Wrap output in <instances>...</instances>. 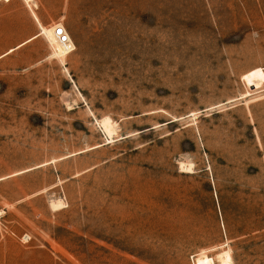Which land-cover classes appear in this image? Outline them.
Listing matches in <instances>:
<instances>
[{
  "label": "rangeland",
  "instance_id": "rangeland-1",
  "mask_svg": "<svg viewBox=\"0 0 264 264\" xmlns=\"http://www.w3.org/2000/svg\"><path fill=\"white\" fill-rule=\"evenodd\" d=\"M227 250L264 264V0H0V264Z\"/></svg>",
  "mask_w": 264,
  "mask_h": 264
},
{
  "label": "bare ground",
  "instance_id": "bare-ground-1",
  "mask_svg": "<svg viewBox=\"0 0 264 264\" xmlns=\"http://www.w3.org/2000/svg\"><path fill=\"white\" fill-rule=\"evenodd\" d=\"M5 1H11V0H5ZM25 1H26V3L30 4V2L33 0H25ZM34 17L37 20L41 31L33 39L38 38L40 36H45L53 48L54 56L59 58L60 61L63 64H65L68 54L72 53L75 50V45H74L73 41L71 40V38L66 44H62L59 42V39L56 36V30H57V28H59V27L63 28L64 26L62 24H60V25H56V26H52L50 28H47V27H44L40 24V22H39V20L35 14H34ZM33 39H31V40H33ZM12 51H14V49L11 50L10 52H12ZM101 124H102V129H103L104 133L108 137V140H113L114 136L116 135V131H115L114 123L112 122V120L110 118H105L104 120H102ZM182 168H185L184 165ZM222 259H223L224 264H233V260H232V257H231L229 250L223 252Z\"/></svg>",
  "mask_w": 264,
  "mask_h": 264
},
{
  "label": "built area",
  "instance_id": "built-area-1",
  "mask_svg": "<svg viewBox=\"0 0 264 264\" xmlns=\"http://www.w3.org/2000/svg\"><path fill=\"white\" fill-rule=\"evenodd\" d=\"M56 36L58 37L59 42L62 44H66L70 40L65 28L62 27L57 28Z\"/></svg>",
  "mask_w": 264,
  "mask_h": 264
}]
</instances>
